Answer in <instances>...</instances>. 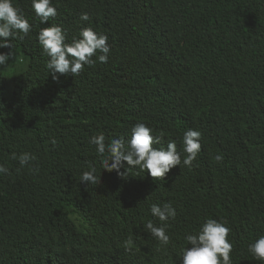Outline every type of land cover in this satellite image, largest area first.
<instances>
[{
  "label": "trees",
  "instance_id": "16d2710c",
  "mask_svg": "<svg viewBox=\"0 0 264 264\" xmlns=\"http://www.w3.org/2000/svg\"><path fill=\"white\" fill-rule=\"evenodd\" d=\"M12 3L31 31L0 48L12 52L0 65V264H180L207 218L230 228L232 264H264L247 250L264 235V0H51L43 23L31 0ZM50 25L69 43L85 27L107 35V62L53 79L37 39ZM138 122L157 149L183 152L184 132L200 131L192 166L104 170L89 138L127 139ZM22 153L30 166L12 159ZM93 166L100 182L87 186ZM169 202L163 244L144 225L160 226L150 207Z\"/></svg>",
  "mask_w": 264,
  "mask_h": 264
},
{
  "label": "clouds",
  "instance_id": "9594fccd",
  "mask_svg": "<svg viewBox=\"0 0 264 264\" xmlns=\"http://www.w3.org/2000/svg\"><path fill=\"white\" fill-rule=\"evenodd\" d=\"M31 7L41 23L57 15L51 0H31ZM80 19L87 21L89 17L87 13H82ZM30 31L31 25L13 6L12 0H0V48L11 47L6 38L22 39ZM37 39L44 54L49 58L46 67L48 72L52 73L53 79L56 78L57 73L78 75L85 65L91 66L96 63V60L92 59L93 56H97L100 63H106L110 52L108 36L95 32L91 27L82 28L79 37H73L70 43L66 42L65 32L58 25L41 28ZM97 53L100 54L97 55ZM11 56L12 52L0 53V65H4ZM130 132L129 138H112L109 143L105 142L106 137L103 133L89 138V142L96 146V151L102 157V168L109 172L115 170L121 178H126L133 168L147 170L151 177L161 178L181 163L191 167L201 149V132L194 129H188L183 134V152L177 151L174 141L169 142L166 148H154L152 145L159 143V138L154 137L153 130L143 122L134 124ZM55 143L53 139L52 144ZM105 153H107L106 156ZM12 159H18L19 165L25 167L30 166L36 157L30 153H22L19 157L13 154ZM214 159L220 162L223 157L216 155ZM122 162H126L127 167ZM121 168H124L123 172L120 171ZM32 171L35 173L39 169L33 167ZM8 173L9 169L4 164H0V174ZM95 173L96 169L93 166L89 171L81 174L80 182L87 186L97 185L100 177L98 178ZM150 212L163 223L155 226L152 221H148L144 227L160 242L167 244L170 238L166 234V229L169 226L168 221L176 217L175 208L170 202L162 206L152 204ZM230 231L223 221L205 219L194 234L186 235L185 239L191 247L181 249L180 264H232L230 253L233 246L228 240ZM132 243L131 240L127 241L126 247ZM247 250L253 259L264 262V235L250 243Z\"/></svg>",
  "mask_w": 264,
  "mask_h": 264
},
{
  "label": "bare ground",
  "instance_id": "6f19581e",
  "mask_svg": "<svg viewBox=\"0 0 264 264\" xmlns=\"http://www.w3.org/2000/svg\"><path fill=\"white\" fill-rule=\"evenodd\" d=\"M43 240V239H42Z\"/></svg>",
  "mask_w": 264,
  "mask_h": 264
}]
</instances>
